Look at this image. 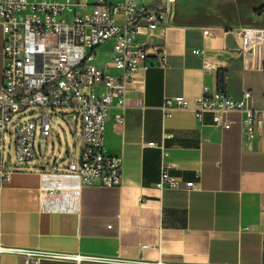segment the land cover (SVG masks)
<instances>
[{
  "label": "crops",
  "instance_id": "obj_1",
  "mask_svg": "<svg viewBox=\"0 0 264 264\" xmlns=\"http://www.w3.org/2000/svg\"><path fill=\"white\" fill-rule=\"evenodd\" d=\"M173 8L174 2L166 23L157 29L168 67L147 60L134 74L125 107L110 110L104 153L121 159L120 183L81 184L67 169L79 150L52 161L42 156L28 163L10 160L5 167L12 172L0 193V245L78 253L86 258L83 264H264V63L254 56L244 60L236 48L224 47L228 29L244 26L173 21ZM255 17L263 18L264 12ZM204 28L214 34L204 35ZM2 43L0 26V83ZM109 55L108 44L100 49L98 63ZM204 62L215 69L206 72ZM218 71L224 73L223 87L232 98L251 91L250 106L263 117L253 137L244 138L238 112L228 116L231 127L221 129L213 125L211 114L198 121L190 110L161 109L165 96L181 94L193 102L204 86L216 88ZM58 114H66L61 119L79 134L77 114ZM118 114L121 124L113 120ZM164 132L172 136L164 140ZM37 134L42 140L36 127L35 138ZM149 142L164 146L171 174L199 181L200 187L156 189L161 151ZM0 264H24V258L2 252ZM39 264L71 262L45 257Z\"/></svg>",
  "mask_w": 264,
  "mask_h": 264
},
{
  "label": "built area",
  "instance_id": "obj_2",
  "mask_svg": "<svg viewBox=\"0 0 264 264\" xmlns=\"http://www.w3.org/2000/svg\"><path fill=\"white\" fill-rule=\"evenodd\" d=\"M173 0L163 7H152L139 0H0V26L3 43V66L0 83V193L12 170L5 167V133L14 114L29 107H39L34 119L23 120L9 134L13 144L14 163L35 159V130L48 137L51 123L45 108L76 107L80 119L79 158L67 163V169L78 176L81 184L98 182L105 187L116 186L121 179V159L104 153V134L110 110L126 105V93L134 74L145 67L149 59L156 66L168 67L164 41L157 29L164 25ZM204 35L212 36L210 28ZM237 42L238 55L251 56L264 63V26H244L228 29ZM110 46V55L98 63L100 49ZM198 54V50H192ZM206 72L215 68L203 63ZM251 91L244 90L238 99L224 89L204 86L191 102L184 95L165 96L161 109L190 110L196 120L211 114L213 125L229 129L233 123L229 114L243 115V136L251 138L260 128L262 112L250 106ZM264 98V96H263ZM66 114L58 115L64 118ZM113 120L121 124L122 115ZM55 124L58 121L55 120ZM73 133V132H72ZM172 133L164 132L163 139ZM146 145L161 151L158 190L166 188L194 190L199 181L183 180L170 173L172 164L165 160L167 151L162 144ZM53 194L54 190H47ZM22 254L24 264H39L45 257L83 264L85 256L78 253L34 251L0 245V253ZM142 264H182L156 262Z\"/></svg>",
  "mask_w": 264,
  "mask_h": 264
},
{
  "label": "water",
  "instance_id": "obj_3",
  "mask_svg": "<svg viewBox=\"0 0 264 264\" xmlns=\"http://www.w3.org/2000/svg\"><path fill=\"white\" fill-rule=\"evenodd\" d=\"M173 21L199 25L264 26V17L255 12L264 0H173ZM224 47L237 48L230 32L224 36Z\"/></svg>",
  "mask_w": 264,
  "mask_h": 264
},
{
  "label": "rangeland",
  "instance_id": "obj_4",
  "mask_svg": "<svg viewBox=\"0 0 264 264\" xmlns=\"http://www.w3.org/2000/svg\"><path fill=\"white\" fill-rule=\"evenodd\" d=\"M165 0H142L143 4H148L151 2L154 7H162ZM72 112L78 111L76 107H63V108H45V112L48 114L49 121L52 125L51 135L48 137H43L40 140L39 134L36 135L34 141V148L36 152V157L34 160H37L39 157H43L46 160L52 161L55 159H61L67 156V153H76L79 150V137L78 132L73 134L70 132L66 122L61 119L58 115H54L55 112ZM39 112V107H29L25 111L14 114L11 118V121L8 123V131L5 133V151H4V161L5 164L10 162L13 159V144L11 132L19 123L23 120L34 119ZM55 120L58 121V124H55ZM39 131V126H37ZM41 146V148L39 147ZM33 160V161H34Z\"/></svg>",
  "mask_w": 264,
  "mask_h": 264
},
{
  "label": "trees",
  "instance_id": "obj_5",
  "mask_svg": "<svg viewBox=\"0 0 264 264\" xmlns=\"http://www.w3.org/2000/svg\"><path fill=\"white\" fill-rule=\"evenodd\" d=\"M262 12H264V4L257 8L255 14L260 15ZM216 84L218 88L224 89V73L221 71L216 73Z\"/></svg>",
  "mask_w": 264,
  "mask_h": 264
}]
</instances>
